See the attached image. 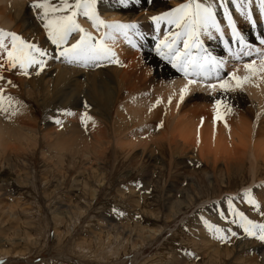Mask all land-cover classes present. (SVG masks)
Listing matches in <instances>:
<instances>
[{
  "label": "bare ground",
  "instance_id": "6f19581e",
  "mask_svg": "<svg viewBox=\"0 0 264 264\" xmlns=\"http://www.w3.org/2000/svg\"><path fill=\"white\" fill-rule=\"evenodd\" d=\"M29 2L32 3V0H0V29L14 31L48 47L50 42L47 41L43 25L41 21H34V17L28 8ZM184 2L185 0H176L175 2L173 0H151L149 3L139 0L137 4L133 5L129 1L127 4H121L120 0H98L97 8L104 19L135 22L144 34L143 38L134 37L136 46L133 47L117 35V38L110 42L116 53L118 61L116 63L104 62L99 67L84 68L60 60L49 59L47 66L39 74L34 72L30 76L24 77L25 79L20 76H16L17 78L13 76V80L21 81L25 90L27 88L26 92H30V94H32V82H36L35 85L38 83L41 87L37 101L43 107L41 110L44 112L45 127L39 128L35 122L40 107L35 108L34 112L28 110L26 105L21 107L18 112L22 116H26V119L20 117L18 122L4 121L0 117L1 156L3 154L17 155L23 149L36 147L39 139L43 138L52 148L57 150L55 155L57 158H61L66 152L72 158L73 156L75 158L85 156L97 159L104 151L113 149L133 155L136 162L140 160L141 152L144 159L161 163L163 157L161 150L166 144L171 154L170 167L176 169L181 165L178 158L182 157L196 164L197 161H203L205 164V168L201 169L200 172L192 173L188 170L190 173L187 174L185 169L182 178L176 181V178L169 180L170 182L165 186L163 206L169 209L171 217L178 216L188 207L198 206V204L207 206L212 197H204L205 200L198 199L199 194L204 192L206 186H217L215 188L219 189V194L213 196L216 200H219L225 193L235 194L236 190H233L231 185L226 189L222 187L221 179L224 176L221 175H231L232 172H237L246 165L249 168L250 181L248 184H250L244 188H251L257 199L264 200V182L260 183L263 185L255 184L259 179L264 178L259 176L260 167L264 165V80L254 78L253 82L246 84L243 90L226 94L227 102L232 106V111L225 117L229 125L228 128H225L222 121H216L214 125L212 117L214 114L208 115L212 113L208 110H212L211 108L206 110L207 105L205 106L204 103L198 108H188L189 104L191 105L188 103L190 99L193 100L198 97L205 102L208 98L212 100L213 98H220L219 89L210 93L204 87L193 86L192 91L177 106L179 89L186 83V79L176 68L165 70L166 67L163 69L159 61L153 62L152 58L169 62L157 53L156 38L163 39V30L171 29L172 26L162 22L161 31L157 32L155 23L149 18ZM231 10L237 28L245 40L248 39L249 44L260 47V40L264 38V17L260 16L255 3L253 5L255 24L236 13L234 7ZM82 18L83 16L78 17L81 25L96 32L91 23L86 24ZM218 19L225 29V39L231 44L230 29L227 28V21L223 19L222 9H218ZM201 38L204 41V47L213 56L225 60L226 67L222 71V75H226L228 71H232L234 68H239L238 74L243 75L242 63L229 55L228 49L218 33H214L213 39H209L207 36ZM140 45L146 54L145 59H140L136 55V48ZM236 45L238 44H232V48ZM251 59H256V57H251ZM150 64L153 69L150 72L147 71V74L142 73L140 66L145 65L146 67ZM73 91L78 93H73ZM64 92L77 97L71 98L70 96V98L67 97L69 99H58L60 94ZM11 93L25 103L21 99L22 93H19L18 90L11 91ZM28 93L26 95L30 96ZM170 94L173 95V99L171 103H168L167 98ZM66 96L68 95L66 94ZM57 99L62 102L52 107ZM157 99L162 102L156 104ZM153 105L155 106L153 107ZM65 111L73 119H68L69 116L65 115ZM85 112L92 117V120L87 121L86 126L82 123L81 130L75 120L80 119L81 114ZM258 113L259 116H257ZM61 115L67 119H64V116L62 119ZM14 116H12L13 119ZM55 117L66 120V123L64 121L59 123V126L61 124V127L64 128L62 132L50 127L51 123L56 122ZM201 118H203V123H201ZM161 121L162 125L159 127L161 136H158L155 130L158 128L156 123H161ZM136 150L140 152L134 155ZM45 153L44 151L43 154L45 155ZM177 173L181 174L182 171L178 169ZM183 181L187 183L184 187L181 186ZM177 194H179L178 197ZM235 195L240 196L241 194ZM222 200L223 202L218 205H227V199L224 197ZM237 207L245 212L250 219H264L259 216L257 211L243 207L240 203ZM216 216L215 213L214 218ZM239 229H237V238L241 243L237 245L238 251L252 252L251 263L264 264V242L254 239L251 243H243L242 237L245 234L241 232L242 229ZM158 231V229L150 228L146 230V233L156 237ZM236 240L232 238L235 245L237 244Z\"/></svg>",
  "mask_w": 264,
  "mask_h": 264
},
{
  "label": "rangeland",
  "instance_id": "374dc122",
  "mask_svg": "<svg viewBox=\"0 0 264 264\" xmlns=\"http://www.w3.org/2000/svg\"><path fill=\"white\" fill-rule=\"evenodd\" d=\"M128 1L137 4L136 0ZM28 8L34 21L39 22L31 2ZM82 19L90 24L85 17ZM136 52L138 58L145 59L141 45ZM152 59L153 62L159 61L163 69L166 67L165 70L173 68L169 62ZM144 67L140 66V70L145 74L153 69L151 64ZM5 75L16 85L8 87L6 91L11 95V91L15 90L22 93L21 99L25 103L22 102L30 111L34 112L35 108L40 107L35 122L39 128L45 127L43 107L37 101L41 90L38 83L35 85L36 82H32L34 88L32 86L30 94L21 81L12 78L20 76L25 79V76L18 73ZM70 96L74 98L76 95L64 92L58 99H69ZM58 99L52 107L62 102ZM193 100L188 101L191 103L188 108H198L204 103L206 110H212H208L212 112L208 115L214 114L211 98L205 102L198 97ZM3 115L0 112L4 121L13 123L18 122L20 117L26 119L19 112L13 115L14 119ZM67 115L68 119L72 118ZM64 119L67 117L64 116ZM75 121L82 130L81 120L77 118ZM158 124L161 125L160 122ZM50 127L60 132L64 129L56 122L51 123ZM159 127L155 129L156 135L161 136ZM39 140L38 146L23 149L17 155L0 154V261L3 264H252V252L238 251L237 245L241 243L238 235L231 237L230 241L221 242L201 220L204 217L211 222L215 220L213 223L221 227H231L235 231L239 229L238 225L229 222L231 217L229 221L221 220L217 209L221 207L218 204L223 202L222 199L229 196L235 198L236 206L240 203L252 209L243 199L244 187L250 184L247 165L231 175H221L224 176L221 179L222 187L226 189L231 185L236 190L235 194L240 196L225 193L219 201L213 197L219 194V189L215 188L217 186H206L198 199L212 197L207 206L198 204L188 207L178 216L171 217L169 209L163 206L165 186L169 180L182 178L185 169L187 174L200 172L205 168L203 161L196 164L185 157L178 158L181 165H177L176 170L169 166L171 154L166 144L161 150V163L144 159L139 150L134 151V155L140 152L138 162L133 155L113 149L104 151L97 159L85 156L72 158L66 152L57 158V150L43 138ZM178 169L182 171L181 174L177 173ZM259 176L264 177V165L260 167ZM261 182H264V178L255 184ZM186 184L183 181L181 186ZM222 206L227 208V205ZM120 212L123 215L118 214ZM215 213L217 216L214 218ZM150 228L159 230L156 237L146 233ZM232 238L237 239L236 245ZM242 238L243 243H251L255 239L246 235Z\"/></svg>",
  "mask_w": 264,
  "mask_h": 264
},
{
  "label": "snow or ice",
  "instance_id": "6c2138e0",
  "mask_svg": "<svg viewBox=\"0 0 264 264\" xmlns=\"http://www.w3.org/2000/svg\"><path fill=\"white\" fill-rule=\"evenodd\" d=\"M127 2L128 0H120L121 4ZM147 2L151 3V0ZM97 3L98 0H32V8L43 25L47 41L50 42L48 47L14 31L0 29V112L6 118H11L24 105L6 91L8 87L16 85L5 73H18L25 77L33 72L39 74L45 69L49 59L84 68L99 67L104 62L116 63V53L110 42L114 41L117 35L133 47L136 46L134 37L143 38L144 34L135 22L104 19L98 11ZM254 3L260 16L264 17V0H185L184 3L149 18L155 23L157 32L161 31L162 22L172 26L171 29L163 30V39L156 38V51L186 79V83L179 89L177 106L184 101L193 86L204 87L210 93L219 89L220 98H213V123L215 125L216 121H222L225 128L229 127L225 117L232 111V106L227 102L226 94L243 90L254 78L264 80V38L260 40V47L249 44L237 28L231 10L234 7L236 13L255 24ZM218 9H222L223 19L227 21V28L230 29L231 44L225 39L226 32L218 19ZM80 16L90 21L92 28L96 30L95 33L81 25L78 19ZM214 33H218L224 41L229 55L242 63L243 75L238 74L239 68L228 71L226 75L221 74L226 67L225 60L213 56L204 47L201 38L207 36L213 39ZM232 44H239V47L233 51ZM253 56L256 59H251ZM245 57L250 59L245 60ZM172 99L173 95L170 94L168 103H171ZM161 102L160 99L156 100V104ZM65 114L69 113L65 111ZM259 115L258 113L257 116ZM80 119L86 126L92 117L85 112L81 114ZM55 120L56 123H61L59 117H55ZM226 199L227 208L224 209L221 205L217 209L220 219L229 221L231 217L229 222L238 225L247 237L264 242V219H250L235 205L234 197L229 196ZM243 199L264 218V200L257 199L251 188L244 190ZM118 214L123 215L122 212ZM201 220L221 242L230 241L231 237L238 235L231 227H221L204 217H201ZM0 264L3 262L0 261Z\"/></svg>",
  "mask_w": 264,
  "mask_h": 264
}]
</instances>
